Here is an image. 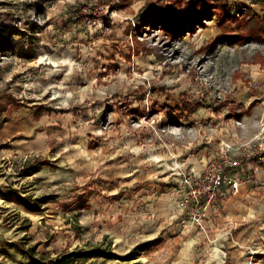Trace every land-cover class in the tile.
Masks as SVG:
<instances>
[{
    "label": "rangeland",
    "instance_id": "rangeland-1",
    "mask_svg": "<svg viewBox=\"0 0 264 264\" xmlns=\"http://www.w3.org/2000/svg\"><path fill=\"white\" fill-rule=\"evenodd\" d=\"M194 1L0 0V264H264V16Z\"/></svg>",
    "mask_w": 264,
    "mask_h": 264
},
{
    "label": "trees",
    "instance_id": "trees-1",
    "mask_svg": "<svg viewBox=\"0 0 264 264\" xmlns=\"http://www.w3.org/2000/svg\"><path fill=\"white\" fill-rule=\"evenodd\" d=\"M204 2H208V0H196L187 6L193 7V4L196 3L198 4L196 6H199L198 8H200V5ZM195 17L194 19H196ZM182 24H184V22ZM173 31L176 32L175 29ZM25 255L30 258L32 264H84L85 262L91 261L97 257L105 259H111L113 257V254L108 253L103 249H95L92 251H83L80 249L53 257L49 256L48 254L38 253L37 247L31 248Z\"/></svg>",
    "mask_w": 264,
    "mask_h": 264
},
{
    "label": "built area",
    "instance_id": "built-area-1",
    "mask_svg": "<svg viewBox=\"0 0 264 264\" xmlns=\"http://www.w3.org/2000/svg\"><path fill=\"white\" fill-rule=\"evenodd\" d=\"M223 165L221 169H218L215 167V170L217 171V174H215L212 178V184L206 189L202 190V192H198L200 194V197L198 199H195L194 202L198 205L207 203L208 205L216 198L221 196L220 191L221 189L227 185V182L230 181L232 193L235 195L238 194L239 186L241 184V181L233 180L230 178V172L233 171V169H236L238 167V164H233L231 161H223ZM198 181V180H196ZM210 188L212 189L210 191ZM200 225L202 224V220H197Z\"/></svg>",
    "mask_w": 264,
    "mask_h": 264
},
{
    "label": "crops",
    "instance_id": "crops-1",
    "mask_svg": "<svg viewBox=\"0 0 264 264\" xmlns=\"http://www.w3.org/2000/svg\"><path fill=\"white\" fill-rule=\"evenodd\" d=\"M247 1H249L251 3L254 2L252 8H255L256 10H259L258 13L261 14L260 17L262 18L264 16V0H232V2H239V3H245ZM228 194L229 193H226V195L224 196L223 202L225 200L232 199V197H230V196L228 198ZM218 214H219V212H218V208H217L215 215L218 216Z\"/></svg>",
    "mask_w": 264,
    "mask_h": 264
}]
</instances>
